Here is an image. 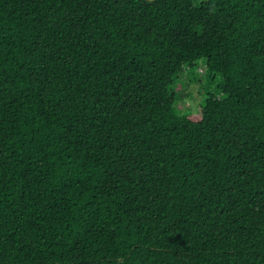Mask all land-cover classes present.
<instances>
[{"label":"trees","instance_id":"trees-1","mask_svg":"<svg viewBox=\"0 0 264 264\" xmlns=\"http://www.w3.org/2000/svg\"><path fill=\"white\" fill-rule=\"evenodd\" d=\"M0 264H264V0H0Z\"/></svg>","mask_w":264,"mask_h":264},{"label":"rangeland","instance_id":"rangeland-1","mask_svg":"<svg viewBox=\"0 0 264 264\" xmlns=\"http://www.w3.org/2000/svg\"><path fill=\"white\" fill-rule=\"evenodd\" d=\"M199 67H202V66L200 65ZM200 70H202V68H199V69L196 68L195 71H194V69H192V73L191 72H190L191 74L189 73L190 78L192 79V77H197V78L201 77L202 72H200ZM184 76H185V74H184ZM179 89L184 94L182 96V99L177 100L176 105L178 107H181V108L184 107V109L185 108H189V110L192 109L194 104H196L199 100V95L197 93V90H198L197 82L191 83L189 86H186V83L184 82V87H181ZM190 89H191V91H193L194 96H190V95L186 94V92L189 91ZM204 92H205V90L203 88L201 91L202 97L200 98V100L204 97ZM188 93H190V92H188Z\"/></svg>","mask_w":264,"mask_h":264}]
</instances>
